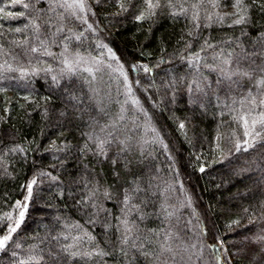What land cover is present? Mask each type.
I'll use <instances>...</instances> for the list:
<instances>
[{"label":"trees","instance_id":"1","mask_svg":"<svg viewBox=\"0 0 264 264\" xmlns=\"http://www.w3.org/2000/svg\"><path fill=\"white\" fill-rule=\"evenodd\" d=\"M84 4L0 0V264H264V0Z\"/></svg>","mask_w":264,"mask_h":264},{"label":"rangeland","instance_id":"2","mask_svg":"<svg viewBox=\"0 0 264 264\" xmlns=\"http://www.w3.org/2000/svg\"><path fill=\"white\" fill-rule=\"evenodd\" d=\"M68 1H70L71 4H73L74 6L78 5V7L81 8L82 11H84L86 9L84 3L89 2L90 0H68ZM103 56L104 57H102V58L101 57L97 58L95 60V64L89 58L77 57V61H78L77 63L80 66L81 65L87 66V65H90L91 63H93L95 66L94 71H99V70H101V68L105 69L108 72L109 76L116 78L117 83H119V84H117L118 87L119 88L121 87L124 91H126L127 94H130V101H128V102H132V103L137 102L136 96H135L136 94L134 93V90H133L135 88L134 87L135 85H134V83H131L132 79L130 80L131 74L128 72V68L126 66L122 65V62L119 60V58L116 57L115 54L110 52V51L105 52V54ZM253 121H255L256 123L253 124ZM257 121L262 122L263 123L262 126H264V111H262L259 116H256L255 118L250 120V122L248 124L249 130L251 129V131H256L255 125L259 124ZM183 188L186 191V194L188 197L187 205H189V206L194 205L196 207L197 201H196V199H194L195 197H194L193 193H191L187 189L185 184L183 185ZM28 197H29V188H28L27 196H25V198L22 201H20L19 203L16 204V207H15L16 212H15L14 217H13V223H11L9 225V227L7 228V231L4 234H2L0 237L8 235L10 227H15L17 229L18 226L22 223V221L25 217V212H26V208H27V204H28ZM21 212L24 213V216L22 219L20 217ZM193 217H194L195 221H194V224L192 225L191 233L195 235V233H196L195 230H197L199 222H198V216L193 214ZM197 234L198 233H196V235ZM11 236H12V233H11ZM11 236H10V238H11ZM7 242H6V244H7ZM194 243L195 244H192V247H196L197 258L199 259L198 261H200L201 264H217L216 256H214V253H211V251L208 249L207 242H205V240L202 239V236H199V238H197V239L195 238ZM6 244H5V246H6ZM5 246L3 248H0V253L5 248ZM222 246L225 248V251H228V248L225 245V243H222ZM228 253H229V251H228ZM229 259L232 260L230 256H229Z\"/></svg>","mask_w":264,"mask_h":264},{"label":"snow or ice","instance_id":"3","mask_svg":"<svg viewBox=\"0 0 264 264\" xmlns=\"http://www.w3.org/2000/svg\"><path fill=\"white\" fill-rule=\"evenodd\" d=\"M19 0H13V3H18ZM148 4H149V7H152V4H151V0H148ZM239 4V0H237V5ZM82 6V5H81ZM24 7H28V5H24ZM140 18H143V17H140ZM242 19H239V20H236L235 23L239 24L242 22ZM16 31H20V29H16ZM147 70V69H146ZM262 103H264V101H262ZM256 122L253 121V124H255ZM181 127H183V125H181ZM247 134V133H246ZM237 150H240V145H237ZM201 171H203V169H201ZM29 188V193L31 194V185L28 186ZM24 216V213L21 212L20 213V217L21 219L23 218ZM18 226V225H17ZM16 231V228L15 227H10L9 228V234L8 235H5L3 237H0V248H3L6 244V242L10 239V236H11V233L15 232Z\"/></svg>","mask_w":264,"mask_h":264}]
</instances>
